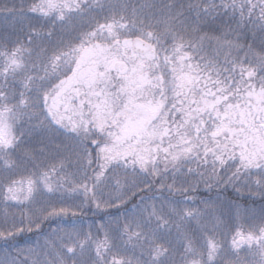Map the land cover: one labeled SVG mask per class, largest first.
<instances>
[{
  "label": "snow or ice",
  "instance_id": "6c2138e0",
  "mask_svg": "<svg viewBox=\"0 0 264 264\" xmlns=\"http://www.w3.org/2000/svg\"><path fill=\"white\" fill-rule=\"evenodd\" d=\"M0 264H264V0H0Z\"/></svg>",
  "mask_w": 264,
  "mask_h": 264
}]
</instances>
